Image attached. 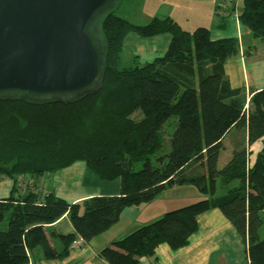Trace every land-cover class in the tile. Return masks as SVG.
Listing matches in <instances>:
<instances>
[{
	"label": "trees",
	"instance_id": "trees-1",
	"mask_svg": "<svg viewBox=\"0 0 264 264\" xmlns=\"http://www.w3.org/2000/svg\"><path fill=\"white\" fill-rule=\"evenodd\" d=\"M238 19L264 44V0H243ZM99 29L106 49L99 93L68 103L0 97V183H14L0 198V264L61 260L77 237L89 245L125 211L185 184L202 196L134 228L98 256L108 264H142L162 245L178 251L199 230V217L217 209L243 239L248 264H264V89L251 93L247 109V91L233 88L222 70L240 53L239 40H213L206 27L190 33L171 17L139 26L114 10ZM132 33L169 35V49L150 63L124 67ZM226 141L231 157L221 168ZM258 141L251 162L249 148ZM78 161L103 181L120 180V194L69 203L43 187L18 192L25 179ZM66 213L75 233L60 235L51 225Z\"/></svg>",
	"mask_w": 264,
	"mask_h": 264
},
{
	"label": "crops",
	"instance_id": "crops-1",
	"mask_svg": "<svg viewBox=\"0 0 264 264\" xmlns=\"http://www.w3.org/2000/svg\"><path fill=\"white\" fill-rule=\"evenodd\" d=\"M172 6L173 11L172 13L170 11L169 15L185 30L194 29L193 31H195L200 27H206L210 29L213 40L224 38L239 40L241 44L240 53L227 60L222 69L233 88H244L247 91V97L250 98L254 90L264 89V44H258L257 40L252 38L249 31L241 25L238 19L242 11L243 0H177ZM170 43L171 37L169 35L145 40L132 33L127 36L124 47L136 46V56L139 58L140 64L143 65L163 57L167 53ZM247 46L253 51L250 56L244 52ZM44 177L25 179L21 191L18 189V192H32L35 188L43 187L47 191L53 190L57 196L69 203L82 202L99 195H117L121 192L120 180L111 182L101 180L83 161H78L70 167L50 174L47 177L49 179ZM13 187L14 183L11 180L1 182L0 198L8 197ZM176 194V192L165 191L158 197L159 199L157 198L159 203L156 205L153 201L150 204L141 205L152 206L146 212L141 210V206L125 211L120 221L109 229L116 228L112 233H109L108 230L97 237L99 238L97 241L99 247H106L134 228L156 220L166 212L180 208L199 196L178 199L179 196ZM156 211L159 215L157 218L154 216ZM51 227L55 228L60 235L75 233L67 213ZM83 248L80 250L81 252H83ZM101 250L102 248L95 250L91 247L85 251L83 264L87 258L92 257H96L95 262L99 264H108L98 256ZM141 262L142 264H248V253L247 247L237 230L216 209L199 217V230L191 237L189 246L178 251H172L169 247L162 245L153 257L142 258ZM28 264H33V262ZM38 264L59 263L41 261Z\"/></svg>",
	"mask_w": 264,
	"mask_h": 264
},
{
	"label": "water",
	"instance_id": "water-1",
	"mask_svg": "<svg viewBox=\"0 0 264 264\" xmlns=\"http://www.w3.org/2000/svg\"><path fill=\"white\" fill-rule=\"evenodd\" d=\"M117 0H0V97L72 102L99 93L102 43L93 34Z\"/></svg>",
	"mask_w": 264,
	"mask_h": 264
},
{
	"label": "rangeland",
	"instance_id": "rangeland-1",
	"mask_svg": "<svg viewBox=\"0 0 264 264\" xmlns=\"http://www.w3.org/2000/svg\"><path fill=\"white\" fill-rule=\"evenodd\" d=\"M177 0H117V2H115V6L113 8L114 12L116 15L128 20L130 23L135 24V25H139V26H144L149 24L153 19L155 18H163V17H171L169 15V12L173 11V6L174 3ZM104 14H100L97 18V22L95 23L94 27H93V34L96 36L97 40H99L102 45H103V52L105 54V40L103 38V34H102V30L99 29L100 27V21H101V17ZM181 26V25H180ZM183 28V27H182ZM184 29V28H183ZM187 29V28H186ZM185 30V29H184ZM194 29H192L191 31H193ZM187 31V30H185ZM191 31H188L190 33H192ZM141 38V37H140ZM142 39H149V38H142ZM262 40H257L258 44H262L261 42ZM249 48L247 46L246 50L249 51ZM135 49L136 46L133 47H129V46H125L124 50H123V54H122V65L124 67H133L135 64V61L138 62L139 58H136V53H135ZM261 144L262 141H258L256 142L253 147L249 148V158L251 160V162L255 159L257 153L260 151L261 149ZM226 149H224L221 152L220 155V159H219V167H223L224 164H226L228 162V160L231 157V150H230V142L226 141ZM168 151V149H167ZM51 173H46L44 178L49 177ZM49 179V178H47ZM106 182V181H105ZM167 191L170 192H176L179 197L178 199H186V198H192L196 195H199L196 199H198L200 196H202V194L197 190V188L193 185L190 184H185L184 186H179V187H173L168 189ZM200 193V194H199ZM119 195V194H117ZM117 195H99V196H117ZM159 199V198H158ZM158 199L154 200L153 203H155L154 205H156L157 203H159ZM168 199V198H166ZM195 199V200H196ZM151 203V202H150ZM147 203V204H150ZM144 204V205H147ZM152 208V206H141V210L143 212H146L148 210H150ZM155 218H157V211H156V215H154ZM163 216V215H161ZM160 216V217H161ZM158 217V219L160 218ZM122 227V226H121ZM113 230H115L116 228H112ZM122 229V228H121ZM113 230H109V233H112ZM99 238H95L94 240L91 241V244H89V246H85L83 248V252H81L79 250H74L70 253L69 256L58 260L56 262H58L59 264H83V260L85 257V251H88L91 247L95 248V250H98V248H105V247H99V243L97 242ZM113 243V242H112ZM111 243V244H112ZM109 244V245H111ZM107 245V246H109ZM96 257H92V258H87V260L85 261V264H99L97 262H95ZM105 261V260H103Z\"/></svg>",
	"mask_w": 264,
	"mask_h": 264
},
{
	"label": "bare ground",
	"instance_id": "bare-ground-1",
	"mask_svg": "<svg viewBox=\"0 0 264 264\" xmlns=\"http://www.w3.org/2000/svg\"><path fill=\"white\" fill-rule=\"evenodd\" d=\"M138 63L140 64L139 60H138ZM251 96V95H250ZM250 97H247V104H246V108L248 109L249 107V103H250ZM77 241H81V244L78 245L77 247H75V244ZM85 247V244H84V241L82 239H80L79 237H77L76 241L74 242L73 246H72V249L74 250H79L81 248Z\"/></svg>",
	"mask_w": 264,
	"mask_h": 264
},
{
	"label": "built area",
	"instance_id": "built-area-1",
	"mask_svg": "<svg viewBox=\"0 0 264 264\" xmlns=\"http://www.w3.org/2000/svg\"><path fill=\"white\" fill-rule=\"evenodd\" d=\"M80 244H81V241H77L76 244H75V247H77Z\"/></svg>",
	"mask_w": 264,
	"mask_h": 264
}]
</instances>
